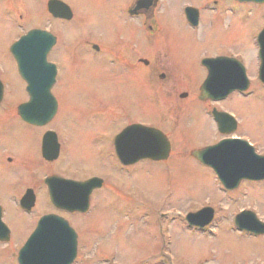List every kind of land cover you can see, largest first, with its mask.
<instances>
[{"label":"rangeland","instance_id":"374dc122","mask_svg":"<svg viewBox=\"0 0 264 264\" xmlns=\"http://www.w3.org/2000/svg\"><path fill=\"white\" fill-rule=\"evenodd\" d=\"M48 1L0 0V71L6 69L5 79L11 88L1 107L9 109L12 102L20 104L29 98L10 50L12 44L32 28H49L58 37L48 55L58 70L51 90L58 110L45 128L54 129L63 149L53 169L61 175L81 178L102 175L118 187L117 196L105 194L117 205L116 214L97 213L98 209L87 214L98 217L88 220L94 234L100 231L93 248L102 249L105 244L111 250L84 255L81 264H264V232L240 230L234 221L242 210H250L264 223V180H245L227 190L215 171L193 155L195 150L217 144L221 135L205 105L189 90V84L198 89L206 76L203 57L235 55L246 68L250 87L241 96L230 95L220 106L233 112L240 122L232 135L254 144L258 154L264 153V86L258 79L256 41L264 28V3L259 5L258 15L250 5L233 6V0L230 12H209L211 20L205 21V29L198 28L191 34L192 43H184L174 53L167 49L165 55V49H158L156 63L152 61L145 69L141 64L143 72L137 74L135 65L127 69L115 56L122 50L133 53L134 60L145 57L139 49L126 48L132 24L139 23L117 15L115 7L126 0L86 4L88 10L77 12L69 22L51 17L46 11ZM66 1L74 9L82 7L78 0ZM171 2L162 0L160 18L166 27L184 25V17H177L176 5ZM91 5L97 10L89 13ZM188 90L190 94L180 98ZM112 106L117 107L115 115L110 114ZM157 111L165 112L166 120H161ZM134 120L160 127L169 135L170 158L141 161L127 170L121 169L115 156L97 158L96 150L100 151L101 145L96 144V133L100 131L110 139L113 129L120 130ZM29 130L20 141L34 149ZM39 140L37 137L38 153ZM105 149L111 151L112 145L106 144ZM103 193H96L95 208L105 201ZM136 207L141 209L134 211ZM48 210L42 206L35 211L40 215ZM203 211L213 215L212 222L205 228H192L188 216ZM111 216L114 220L108 218ZM28 218L20 210L7 209L8 223H27ZM100 218L108 220L101 224L97 221ZM22 225L23 233L26 225ZM151 239L160 240L154 245L155 252L149 251ZM1 253V264H18V251L5 249Z\"/></svg>","mask_w":264,"mask_h":264},{"label":"flooded vegetation","instance_id":"af4514ba","mask_svg":"<svg viewBox=\"0 0 264 264\" xmlns=\"http://www.w3.org/2000/svg\"><path fill=\"white\" fill-rule=\"evenodd\" d=\"M48 1V0H47ZM50 1V0H49ZM48 1V3H49ZM65 2L72 11V19L66 20L61 18H55L48 9V4L46 7V11L49 13L51 17H53L56 20H62L69 22L75 18L77 12H80L82 10H88V8L85 6L86 4H91L94 1L97 0H78L80 4H82V7H79L78 9H74L69 2L66 0H62ZM102 1V0H100ZM181 3L179 5V0H172V5H176L174 8L177 10L178 14L177 17L180 18V15L184 17V25L171 28L166 27L163 23V20L160 18V11L162 6V0H126L125 2H122L118 4L115 7V10L117 11V15H120L122 18L126 17L128 21L134 22L138 21L139 23L137 25L132 24L133 28L131 29L132 35H130V39L126 41V48L130 49H139L142 52H145V57L139 56L134 60L133 53L132 55L128 53H123L122 50H118L115 53L116 60L118 62L123 63L127 69L131 67H135V72H138L137 74H140L141 68L140 65H143L142 69L149 68L152 65V61L155 64V55L157 54L158 49L163 48L164 55L168 53V50L170 53H174V49L182 48L185 43L187 44L192 43L191 37L194 32L198 28L205 29L206 28V22L207 23L211 20V17L209 15V12H215L217 15L220 13V11L223 12H230V6H231V0H191L184 1L180 0ZM234 5L237 8H241L243 6L246 8V5H250L253 9L256 10V14L258 15L261 10L259 9V5L262 3H257L254 1H241V0H233ZM83 8V9H82ZM92 10L88 11L95 12L97 9L96 7L91 5ZM80 9V10H79ZM104 11V10H103ZM107 11H111L110 9H106ZM196 21L197 23L194 24L193 22ZM182 22V21H181ZM32 29H48L49 28H42V27H35ZM31 30V29H30ZM29 31V30H28ZM27 31V32H28ZM58 42V37H57ZM56 42V44H57ZM182 42V44H179ZM97 46L93 48L97 51H99V47L96 49ZM132 47V48H131ZM168 49V50H167ZM52 50V49H51ZM50 53V52H49ZM49 55V54H48ZM154 57V60H150V56ZM163 55V54H162ZM228 57V58H234L235 55H227V54H220V55H209L202 58L203 60L206 58H215V57ZM15 60V58H14ZM16 64V60H15ZM261 61H259L258 65V76L261 71ZM17 65V64H16ZM135 65V66H134ZM5 66V65H3ZM17 67V66H16ZM205 67V66H204ZM206 69V76L201 81L199 88L195 89L190 86L189 84V90L191 89V93L194 91V95H196V99L198 101L202 102L209 115L213 118V111L217 110L220 112H231L228 109L222 108L220 104L224 102L226 99L220 100V101H213V100H205L202 101L200 99V89L202 86V83L206 79L208 75V69ZM0 71V264L2 262L3 255L1 251H4L5 249H8L10 252L14 253L15 251H18L17 254V260L18 255L25 244V242L29 239L31 234L37 229L40 219L49 214H56L58 215L61 221H67L69 227L67 230L65 229V226H63L61 223L54 224L50 226L51 232L56 233L58 231H63L65 234H67L69 237H72V233L76 237V257L74 261L71 264H81V260L83 259V256H91V255H98L103 254L104 252H108L111 249H106L105 244L104 248L100 249L99 247L93 248V244L96 239H94L96 236L99 235L100 231H97L96 234L92 232L93 226L91 225L88 220H91L93 218L97 219L98 217H88L87 214L93 212L94 210H97V213L103 214L104 212L113 213L116 214L117 205H114L115 202H111L108 200L109 196H117L118 195V187L116 184L109 182L106 178H104L102 175L98 176H90L88 178H81V177H75V176H66L61 175L59 173H56L53 169L54 163L60 159L61 153H62V144L59 141V138L52 128H45L48 126L51 121H49L45 125H34L31 123H28L27 121L23 120L18 112V107L20 104L28 101L21 102L20 104H14L13 102L10 105V108L1 107V105L4 102L6 91L10 88V84L8 83L6 78V73ZM18 72V68H17ZM19 74V73H18ZM144 75V74H143ZM165 74H160V78H165ZM4 77V78H3ZM21 77V76H20ZM22 78V77H21ZM23 80V78H22ZM24 81V80H23ZM25 86L27 87V83L24 81ZM188 91L182 92L179 96L180 98H186L190 93ZM245 92H239L234 91L232 94L242 95ZM186 94L185 97H182V95ZM231 94V95H232ZM29 99V98H28ZM13 104V105H12ZM111 111L110 114L115 115L117 113V107H110ZM158 114H160L161 120H166L167 116L164 113L157 111ZM235 115V114H234ZM15 118V120H14ZM217 126V132L221 135L219 140L227 137H241L237 135H224L220 128H224L225 130L230 128V125L227 120L222 119V123H218L216 120H214ZM132 125H146L149 127H154L155 129H158L159 131L163 132L170 144V153L167 157V159L170 158L172 155V144L170 141L169 135L164 132L160 127L154 126V125H147L141 122L140 120H134V122H128L125 124L124 127H122L120 130L117 128L113 129L110 134V139H108L106 135H103L100 131L96 133V137L94 139H97L99 141V144L96 141V144L101 149L96 150V157L99 159H106L108 157H114L118 160V162L121 164L120 167L122 170H127L130 166H133L141 161H165L167 159L163 160H154L149 157H140L141 153L133 152L129 150L128 152H125L123 154L126 155V158L128 159H137L135 163L131 164H123L119 158L118 148L116 147V140L120 133L123 132L124 129H126L129 126ZM240 122L237 125V129H239ZM23 127H29L30 129H36L35 130H29L24 129ZM27 130L31 134H33V139L35 141L34 149H31L29 145L24 144L20 141V137H22L23 133H26ZM55 133L57 142L59 144L58 149V156L56 158L50 159L51 156H54L55 152V143H54V135ZM50 133V136H46ZM37 137L40 138L39 140V153L37 149ZM141 136L137 137H131L128 138L124 144L127 145L126 149L129 148H135L139 144L148 143L144 142L141 139ZM217 140V141H219ZM45 141L47 143V147L45 144ZM106 144L112 145V150L108 151V149H105ZM123 146V145H122ZM121 146V147H122ZM120 147V148H121ZM46 152V153H45ZM47 154V156H46ZM263 155L264 153H260ZM97 179L96 182L92 184V187L89 191V188L87 185H82L81 183H84L91 179ZM99 184V186H96ZM99 191H104L106 193H103L104 196L107 194L105 201H101L98 208H95V200L96 193ZM53 193H61L64 194L66 199H69V203L65 206H69L70 208H74V205L70 203V199L74 200L75 202L79 203L77 205L76 209H70L62 208L56 205V202L54 201V194ZM89 193V195H88ZM86 198H88V207L85 209V211H82V209H79V205L83 206V203H85ZM42 206H45L46 209H50L47 212H43L38 215L35 211L37 208H40ZM15 208L17 210H20L24 214L28 215V222H22L20 221L17 224L15 223H8L6 220L7 215V209ZM127 209H132L129 206L126 207ZM137 209H141L140 207H136L134 211ZM158 209V208H156ZM155 209V210H156ZM167 212L164 213L166 215ZM38 216V217H33ZM164 217V216H163ZM111 220H114V217H108ZM108 218L106 219H98L97 221L99 223H105L107 222ZM52 221L58 222V219H53ZM26 225L25 231L22 233L23 224ZM92 227V228H91ZM22 230V231H21ZM94 235V236H92ZM92 237L91 241L90 238ZM160 240H152L150 241V249L149 251H154V245L159 242ZM92 245V246H91ZM92 247V248H91ZM113 249V248H112ZM102 252H101V251ZM164 252L163 250H156V253ZM164 254V253H163ZM18 262V261H17Z\"/></svg>","mask_w":264,"mask_h":264},{"label":"water","instance_id":"95a60500","mask_svg":"<svg viewBox=\"0 0 264 264\" xmlns=\"http://www.w3.org/2000/svg\"><path fill=\"white\" fill-rule=\"evenodd\" d=\"M241 1L264 2V0ZM48 9L55 18L72 19L73 14L70 7L62 0H50ZM56 42L57 37L48 29H32L14 42L10 48L17 62L19 74L27 83L26 89L29 94V100L19 105L18 112L23 120L34 125L47 124L58 110V102L51 91L56 82L58 70L57 66L48 60V54ZM258 43L262 61L260 79L264 82V29L258 35ZM203 64L207 67L209 74L201 87L200 98L202 100H219L236 89L242 91L248 89L249 79L245 67L240 62L228 57H217L206 58ZM185 96L186 94L182 95V97ZM214 117L220 125L222 119L227 120L230 125L227 130L221 127L222 133L231 134L237 129L236 119L231 114L215 110ZM50 133L46 136V140ZM53 135L55 152L50 159L58 156L59 149L55 133ZM137 136H141L140 139L148 143L126 149L127 145L124 142L128 138ZM45 144L47 147L46 141ZM116 147L123 164L138 161V158L132 160L126 158L124 151L131 150L141 153L140 157H149L154 160L167 159L170 153V144L166 135L158 129L144 125H132L124 129L116 140ZM193 155L214 169L226 189L237 188L245 179L264 180V155L257 154L254 146L244 139L225 138L215 145L193 151ZM96 180L94 178L81 184L87 185L90 191ZM53 194L56 205L62 208L69 207L65 206L69 203V199H66L68 197L61 193ZM87 201L88 198L83 206L79 205V209L85 211L88 207ZM70 203L76 204L74 208L69 207L70 209H76L79 204L72 199ZM55 218L59 221H52ZM59 218L56 214H49L40 219L37 229L19 252V264H71L74 261L77 250L75 235L72 233V237H69L63 231L51 232L50 226L54 224L61 223L66 230L69 227L67 221H61ZM188 219L191 223L203 227L211 222L213 215L203 211L196 215H189ZM234 221L241 230L264 232V223L250 210L241 211Z\"/></svg>","mask_w":264,"mask_h":264}]
</instances>
